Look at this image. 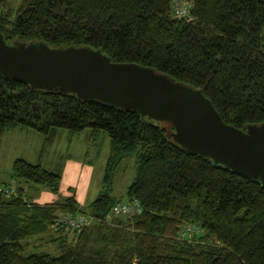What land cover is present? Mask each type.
Returning <instances> with one entry per match:
<instances>
[{"label": "trees", "instance_id": "trees-1", "mask_svg": "<svg viewBox=\"0 0 264 264\" xmlns=\"http://www.w3.org/2000/svg\"><path fill=\"white\" fill-rule=\"evenodd\" d=\"M0 0L7 43L101 49L113 61L136 62L200 88L236 127L264 122V0ZM148 116L57 89L31 88L0 75V135L23 127L54 140L60 129L109 137L102 191L84 209L74 194L37 204L23 183L58 191L56 169L15 158L14 195H0V264H264V185L180 146ZM136 156V176L115 195L112 165ZM9 183V182H8ZM0 184H6L0 181ZM73 190V189H72ZM123 199L142 211L108 214ZM62 214H87L81 230L53 228ZM193 227L182 236L186 227ZM60 253L25 254L39 235Z\"/></svg>", "mask_w": 264, "mask_h": 264}, {"label": "water", "instance_id": "water-1", "mask_svg": "<svg viewBox=\"0 0 264 264\" xmlns=\"http://www.w3.org/2000/svg\"><path fill=\"white\" fill-rule=\"evenodd\" d=\"M0 75L169 122L171 136L186 150L264 185V122L236 127L221 117L202 89L153 67L113 61L87 46L7 43L0 32Z\"/></svg>", "mask_w": 264, "mask_h": 264}, {"label": "rangeland", "instance_id": "rangeland-1", "mask_svg": "<svg viewBox=\"0 0 264 264\" xmlns=\"http://www.w3.org/2000/svg\"><path fill=\"white\" fill-rule=\"evenodd\" d=\"M9 4L14 7L16 1L10 0ZM160 124L168 131L172 130V125L169 122L161 121ZM26 129L28 128H24L21 132L15 129L0 135V179L10 174L11 164L15 158H23L32 163L39 162L43 167L52 170L56 169L66 156L90 159L94 165V172L88 190L87 201L81 205L84 209H87L89 202L102 191L103 171L111 150L109 137L103 132L93 137L91 136V130L88 128L73 135V132L61 129L59 136L52 144H43L41 135L38 132L30 129L26 133ZM42 148H44L43 153L38 155L39 150ZM115 162L116 160L112 165L114 194L124 197L127 186L136 176V156L127 154L121 158L120 163ZM11 181L15 182L13 179H8L4 182L8 183ZM29 185L30 191H26L27 195L31 193L33 186L42 188L30 183ZM57 195H61L59 190ZM125 216L129 217L130 215H113L109 213L108 219ZM70 232H73V230H70ZM40 251L58 254L60 253V247L43 234L28 240V245L24 249L25 254Z\"/></svg>", "mask_w": 264, "mask_h": 264}, {"label": "crops", "instance_id": "crops-1", "mask_svg": "<svg viewBox=\"0 0 264 264\" xmlns=\"http://www.w3.org/2000/svg\"><path fill=\"white\" fill-rule=\"evenodd\" d=\"M15 129L21 132L24 128L14 127V128L5 130L2 134H4L5 132L15 130ZM28 130L30 129H26L25 132L28 133L29 132ZM60 132H61V129L57 132L54 140L59 136ZM73 134H76V133H72V135ZM41 138L43 142L42 135H41ZM54 140L50 142L49 144H52ZM43 150L44 148L40 149L38 155H41L43 153ZM60 165H61L60 166L61 170H60V181H59L58 190L61 192V195L59 196L57 195L58 191L54 193L46 188H38V187L33 186V190L28 196L35 203L44 204V203H50L56 199H60L66 196H71L72 194H74L76 200L78 201L80 205L85 204L87 201L88 193H89L88 190L90 188L92 174L94 172L93 162L87 158L78 159L72 156H66L63 162L60 163ZM8 179H10L9 175L7 177L1 178L0 181H6ZM23 185H24L25 191H30L29 183H23Z\"/></svg>", "mask_w": 264, "mask_h": 264}, {"label": "built area", "instance_id": "built-area-1", "mask_svg": "<svg viewBox=\"0 0 264 264\" xmlns=\"http://www.w3.org/2000/svg\"><path fill=\"white\" fill-rule=\"evenodd\" d=\"M192 3L185 0H173L172 9L175 16L191 19L190 9ZM15 182L11 181L6 184H0V195H14L16 193ZM142 211V206L138 199H124L115 203L110 213L113 215H136ZM90 223V218L85 214H62L57 217L53 224V228L63 226L65 229L81 230ZM193 227L188 226L182 231V236L189 235L193 231Z\"/></svg>", "mask_w": 264, "mask_h": 264}]
</instances>
